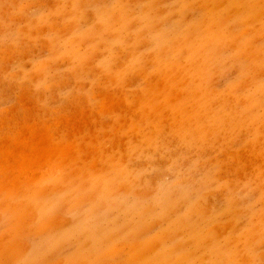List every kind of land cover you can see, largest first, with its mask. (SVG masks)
Instances as JSON below:
<instances>
[{
    "label": "rangeland",
    "instance_id": "1",
    "mask_svg": "<svg viewBox=\"0 0 264 264\" xmlns=\"http://www.w3.org/2000/svg\"><path fill=\"white\" fill-rule=\"evenodd\" d=\"M0 147V264H264V0H0Z\"/></svg>",
    "mask_w": 264,
    "mask_h": 264
},
{
    "label": "bare ground",
    "instance_id": "2",
    "mask_svg": "<svg viewBox=\"0 0 264 264\" xmlns=\"http://www.w3.org/2000/svg\"><path fill=\"white\" fill-rule=\"evenodd\" d=\"M41 3V2H40ZM94 18V17H93ZM99 25V24H98ZM122 64V63H121ZM41 78H42V76H41ZM146 84V83H145ZM96 90V89H95ZM103 92V91H102ZM117 92V91H116ZM137 94V93H136ZM102 95H104V93L102 94ZM108 96V94H105V96ZM110 97V96H109ZM101 98V97H100ZM105 98H107V97H105ZM104 99V98H103ZM102 99V100H103ZM113 99V98H112ZM109 100H111L110 98H108V101ZM114 100V99H113ZM112 100V101H113ZM119 100V99H118ZM120 100H121V102H120ZM119 100V103H118V105H121V103H123L124 105H125V103L124 102H122V99H120ZM136 100V99H135ZM104 101V100H103ZM108 101H106V99H105V102H108ZM112 101H110V102H112ZM117 101V100H116ZM102 102V101H101ZM105 102H103V104H106ZM109 102V103H110ZM114 102V101H113ZM112 102V103H113ZM102 104V105H103ZM114 104H115V102L111 105V103L110 104H108V105H105L103 108H102V106L100 107V108H102V109H107L108 107H109V105H110V107H111V109H114V108H116V107H114ZM22 105H24V104H22ZM123 105V106H124ZM117 106V105H116ZM110 107L108 108V110L110 109ZM120 108H122V106L120 107ZM125 108V107H124ZM123 108V109H124ZM99 109V108H98ZM122 109V110H123ZM121 110V111H122ZM103 111V110H102ZM105 111H107V110H105ZM60 118H62V117H60ZM88 118V117H87ZM59 122V121H58ZM27 124V123H26ZM45 124V123H44ZM43 124V125H44ZM21 125V124H20ZM24 126H25V128H23L24 130L27 128V130H29L30 131V127L28 128V124L27 125H25V123H24ZM27 126V127H26ZM30 126V125H29ZM53 126V125H52ZM90 126V125H89ZM17 127H18V125H17ZM33 127V129H35L36 127L33 125L32 126ZM31 127V128H32ZM42 127V126H41ZM50 127V126H49ZM73 127V126H72ZM37 129V128H36ZM16 131V130H15ZM14 131V132H15ZM20 131H22V130H20ZM35 131V130H34ZM73 131V130H72ZM40 132V131H39ZM74 132V131H73ZM30 133H32V132H30ZM67 133V132H66ZM27 134V133H26ZM35 134V133H34ZM44 134V133H43ZM48 134V133H47ZM46 134V135H47ZM69 134V133H68ZM23 135V134H22ZM37 135V134H36ZM39 135V134H38ZM70 135V134H69ZM27 136V135H26ZM30 136V135H29ZM32 136H33V134H32ZM32 136H31V138H32ZM48 136V135H47ZM71 136V135H70ZM23 137V136H22ZM45 137V136H44ZM4 138V137H3ZM7 138V137H6ZM6 138H4V141H6L5 143H7L8 141H9V139L8 140H6ZM15 138V137H14ZM28 137H26L25 139H27ZM46 138V137H45ZM43 139V142L44 143H46V140H48V139ZM19 139V138H18ZM2 140V139H1ZM21 141H19L20 142V144H18V146L17 145H15V146H17V147H19L18 149H17V147H15L14 148V140H13V146L11 145V148L13 147L15 150H13V149H11V148H9L10 146V144H7V148L8 149H6V146L4 145V147H3V150H1V151H5V149L7 150V151H5V153L7 152V154H6V156H5V158L3 157V156H1V160L2 161H4V163L6 164L8 161H9V159L11 158V160H12V158H13V160L14 159H16L15 157L17 156V158H19V160H21V162H18V163H16V161H15V163L17 164V166L16 167H18L19 169H21L23 166H25V165H34L35 166V162H36V164H38L41 168H49L51 165L49 164V163H47V161H46V155H48L47 154V150H44L45 149V147H46V145L45 144H43V142L41 141L40 143H41V146H39V147H36L37 145H35V146H33L34 144H36V142H34V144H33V142L31 141V142H29V141H27V140H24V139H20ZM31 140V139H30ZM38 141H39V139H37ZM11 141V140H10ZM49 141V140H48ZM1 142H3V141H1ZM18 143V142H17ZM30 145V146H29ZM55 146V145H54ZM181 146V145H180ZM2 147V146H1ZM0 147V148H1ZM30 147H36V148H34V149H30ZM112 147H113V145H112ZM5 148V149H4ZM27 148H28V150H27ZM57 148V147H56ZM47 149V148H46ZM70 149V148H69ZM52 150V149H51ZM54 150H56V149H54ZM30 151H32L33 153H34V155H32L31 153H29ZM49 152V151H48ZM241 152V151H240ZM52 153V152H51ZM1 154V153H0ZM5 155V154H4ZM8 155H9V157H8ZM54 155V154H53ZM11 156V157H10ZM3 157V158H2ZM8 157V158H7ZM259 157V156H258ZM76 158V157H75ZM5 159V160H4ZM10 160V161H11ZM234 160H235V158H234ZM2 161H1V163H2ZM257 162H258V160H257ZM1 163H0V167H1ZM20 163V165H18ZM59 163V162H58ZM3 164V163H2ZM11 164H12V162H11ZM255 164V163H254ZM37 165V166H38ZM48 165H50V166H48ZM3 166V165H2ZM6 166H7V164H6ZM6 166H4V168L3 169H5V167ZM12 166V165H11ZM11 166L9 165V169H11ZM13 166H14V164H13ZM37 166H36V168H37ZM39 166H38V168H39ZM56 166V165H55ZM54 166V167H55ZM57 166H59V165H57ZM56 166V167H57ZM52 167V166H51ZM12 168H15V167H12ZM24 168V167H23ZM30 168H32V167H30ZM36 168H35V170H36ZM16 169V168H15ZM15 169H13V170H15ZM18 169V170H19ZM59 169V168H58ZM260 169V168H259ZM1 171H3L2 169H0ZM34 170V171H35ZM41 170V169H40ZM45 170H47V169H45ZM60 170V169H59ZM227 170V169H226ZM12 171V170H11ZM22 171H23V169H22ZM44 171V170H43ZM53 171V170H52ZM54 171H55V169H54ZM5 172V170L3 171V173ZM7 172V175H8V177H9V174H8V171H6ZM9 172H10V170H9ZM15 172V171H14ZM13 172V173H14ZM33 172V171H32ZM32 172H31V174H32ZM49 172V171H48ZM1 173V172H0ZM26 173V172H25ZM39 173V172H38ZM45 173V172H44ZM57 173H59V172H57ZM46 174V173H45ZM52 174H53V172H52ZM55 174V173H54ZM6 175V176H7ZM14 175H15V173H14ZM13 175V176H14ZM17 175H18V173H17ZM24 175V174H23ZM22 175V176H23ZM29 175V174H28ZM33 175H34V173H33ZM4 176H5V173H4ZM3 176V177H4ZM5 176V178H8V177H6ZM31 176V175H30ZM37 176V175H36ZM21 176H19V178H20ZM4 178V179H5ZM16 178V177H15ZM14 178V179H15ZM18 178V177H17ZM17 178H16V180H17ZM28 178V177H27ZM1 179H2V177H1ZM21 179V178H20ZM23 179V178H22ZM154 180V179H153ZM1 181V180H0ZM8 181V180H7ZM21 181V180H20ZM2 183H4V182H2ZM1 183V184H2ZM7 184H8V182H6ZM16 183V185H17V181L15 182ZM11 185H13V183H10ZM194 185V184H193ZM9 186V185H8ZM7 186V187H8ZM14 186V185H13ZM20 186V185H19ZM14 188V187H13ZM17 188V187H16ZM120 188V187H119ZM92 194V193H91ZM87 195V194H86ZM82 197V196H81ZM87 197V196H86ZM88 198V197H87ZM29 208V207H28ZM33 213V212H32ZM24 215H26V214H24ZM23 215V216H24ZM28 215H30V214H28ZM33 215V214H32ZM28 217H31V216H28ZM31 220V219H30ZM50 221V220H49ZM23 225V224H22ZM26 224H24L23 226H25ZM227 227V226H226ZM218 228V227H217ZM19 229V228H18ZM9 230V229H8ZM9 231H11V230H9ZM4 233V232H3ZM9 233V232H8ZM12 233V232H11ZM5 235H7V234H5ZM3 238V237H2ZM17 245V244H16ZM1 246H3V245H1ZM14 246V245H13ZM159 252V251H158ZM141 255V254H140ZM169 258V257H168ZM261 258V257H260ZM167 259V258H166ZM248 259V258H247Z\"/></svg>",
    "mask_w": 264,
    "mask_h": 264
}]
</instances>
